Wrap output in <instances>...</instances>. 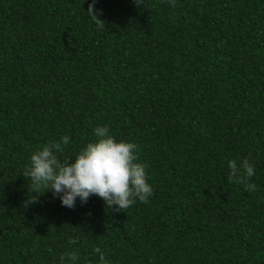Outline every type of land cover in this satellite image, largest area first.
I'll use <instances>...</instances> for the list:
<instances>
[{"label":"trees","instance_id":"trees-1","mask_svg":"<svg viewBox=\"0 0 264 264\" xmlns=\"http://www.w3.org/2000/svg\"><path fill=\"white\" fill-rule=\"evenodd\" d=\"M91 2L0 0V264H100L97 247L105 264H264V0H97L104 28ZM104 126L137 145L147 202L29 191L35 151L67 135L74 159ZM245 158L251 192L228 179Z\"/></svg>","mask_w":264,"mask_h":264},{"label":"clouds","instance_id":"clouds-1","mask_svg":"<svg viewBox=\"0 0 264 264\" xmlns=\"http://www.w3.org/2000/svg\"><path fill=\"white\" fill-rule=\"evenodd\" d=\"M97 0H92L88 5L87 13L91 20L99 27L104 28L106 22L99 17L102 10L95 8ZM139 7L146 0H133ZM175 5V0H169ZM98 138L96 142L88 143L75 158L61 160L57 153H63L70 143V137L65 135L59 141H53L42 150L35 151L30 156V165L27 166L22 176L30 179L29 191L38 194L51 191L58 197L61 205L74 208L77 198L81 204L95 195L105 201L106 209L116 212L123 211L132 206L138 199L147 202L153 194L151 185L147 182L145 165L135 162L137 145L126 141H117L110 134L108 127H97L94 130ZM230 182L244 184L245 190L255 191V183L249 179L255 175V167L245 158L239 163L229 160ZM42 195V194H41ZM27 203L37 201L39 195ZM76 244L75 239L69 241ZM99 255L100 264H105V255L99 247L94 249ZM79 257L75 251H66L59 256L60 264H76Z\"/></svg>","mask_w":264,"mask_h":264}]
</instances>
